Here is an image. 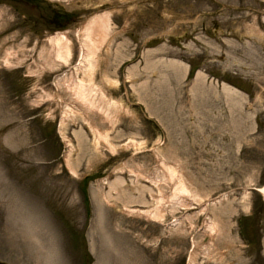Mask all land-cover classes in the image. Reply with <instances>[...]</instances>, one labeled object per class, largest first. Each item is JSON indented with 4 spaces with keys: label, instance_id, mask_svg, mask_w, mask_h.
Wrapping results in <instances>:
<instances>
[{
    "label": "rangeland",
    "instance_id": "1",
    "mask_svg": "<svg viewBox=\"0 0 264 264\" xmlns=\"http://www.w3.org/2000/svg\"><path fill=\"white\" fill-rule=\"evenodd\" d=\"M106 14L105 44L80 69L87 22ZM252 32L264 35V0H0V262L264 264ZM63 35L72 55L57 65ZM82 80L106 114L91 116L98 149L73 116L62 127Z\"/></svg>",
    "mask_w": 264,
    "mask_h": 264
},
{
    "label": "bare ground",
    "instance_id": "2",
    "mask_svg": "<svg viewBox=\"0 0 264 264\" xmlns=\"http://www.w3.org/2000/svg\"><path fill=\"white\" fill-rule=\"evenodd\" d=\"M111 27V19L109 17V15H100V16H96L93 17L91 20H89L87 22V25L85 27V33H84V44H83V48H82V54H83V65H81L80 69H84L86 63L88 65H86V68H91L92 63L91 61H94V59H96V55L97 53L100 51V49L103 47V45L105 44L106 41V32L109 31ZM253 35H255L256 38L260 39V40H264V35L260 32H252ZM59 37V36H58ZM57 39H55L53 42L55 44L54 47V52L56 55L57 60V65L58 63L63 62V60H65V58L69 59L72 55V45L71 42L68 41L66 36H61ZM12 56H14V53L11 54ZM11 55L7 56L6 59V63L10 62V57ZM66 56V57H65ZM89 62V63H88ZM84 80H82L79 84L78 83H74L72 87H67V89H69L70 94L72 95V99H73V103L75 105H77V108L73 110V108L69 109L68 108V113L70 114L68 115H64V118L62 120V127L67 126L66 122L68 120H70V117H72L74 120L73 122H77L80 121L84 124H86L88 126V128L94 133V147L95 149H98V145L100 143H102V141L107 140V136L104 135V133H102L100 131V129H98L95 125V123L92 120V114L94 112L104 116L106 114H102V107L98 105L96 98L88 93L87 89L85 88L84 85ZM134 85H132L135 90L137 91V88L135 87V83H133ZM224 87L226 90H233L235 92H238V90L236 88H232L227 84H224ZM73 104V105H74ZM104 113V112H103ZM106 118V117H105ZM65 137V136H64ZM66 139V138H65ZM67 140V139H66ZM68 141V140H67ZM69 142V141H68ZM70 143V142H69ZM72 153V149L71 151L68 153L69 155V159L71 160L70 154ZM169 173L170 176L172 178H174V180H176L178 177L177 172L175 173V170L170 167L169 168ZM177 182H180V180H178ZM176 183V182H175ZM113 183H110V185H112ZM157 186V185H156ZM181 189L183 187H180ZM113 189V187H112ZM158 189H160V185L158 186ZM264 193V189L262 191ZM150 194L152 195V198L155 197V194L153 193L152 190H150ZM157 197L158 195H156V201H157ZM176 196H173V198ZM171 197V202L174 201ZM163 199L159 198L158 201H162ZM149 214L152 215V218L154 219H162V215L160 213V211L156 208L153 209V211L151 210L150 212H148ZM207 234H206V239L205 241L208 243L209 241L213 240L215 238V236L221 232L220 228L217 226V224L212 223V225L209 227H207ZM210 229V231H209Z\"/></svg>",
    "mask_w": 264,
    "mask_h": 264
},
{
    "label": "water",
    "instance_id": "3",
    "mask_svg": "<svg viewBox=\"0 0 264 264\" xmlns=\"http://www.w3.org/2000/svg\"><path fill=\"white\" fill-rule=\"evenodd\" d=\"M0 264H7V263H5V262H0Z\"/></svg>",
    "mask_w": 264,
    "mask_h": 264
}]
</instances>
